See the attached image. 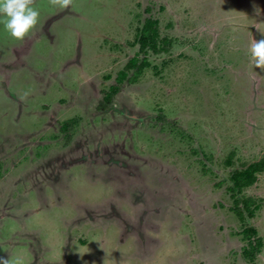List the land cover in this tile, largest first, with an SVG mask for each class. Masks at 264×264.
<instances>
[{
	"label": "rangeland",
	"instance_id": "rangeland-1",
	"mask_svg": "<svg viewBox=\"0 0 264 264\" xmlns=\"http://www.w3.org/2000/svg\"><path fill=\"white\" fill-rule=\"evenodd\" d=\"M33 7L22 40L0 24V257L264 264V168L241 191L259 204L252 216L238 217L228 191L232 170L264 161V69L248 51L264 36V0ZM148 19L159 50L147 46L124 80ZM246 226L262 239L252 263Z\"/></svg>",
	"mask_w": 264,
	"mask_h": 264
},
{
	"label": "trees",
	"instance_id": "trees-1",
	"mask_svg": "<svg viewBox=\"0 0 264 264\" xmlns=\"http://www.w3.org/2000/svg\"><path fill=\"white\" fill-rule=\"evenodd\" d=\"M156 21L152 19H148L145 21V23L137 29L140 34L137 35V38L132 42L139 43V52H136V56H133L130 58L127 63L125 64V70H122L120 72V76L123 78L127 75L128 71L135 69L136 75L141 73L142 67L145 65V61L147 60L146 57L139 63L140 60L138 58L139 53H145V49L148 46V48L153 49L154 51H158V43H157V30H156ZM120 46V45H117ZM139 64V67L136 66ZM136 66V67H135ZM138 71V72H137ZM122 78V79H123ZM121 79V77H120ZM125 80V78H124ZM122 80V81H124ZM118 88L114 87L112 90L109 91V93L106 96V101L111 99V94L115 93ZM161 118V117H160ZM69 126V123L66 122L62 125L61 129L63 131H66L67 127ZM226 163H232L231 157L226 159ZM264 162V161H263ZM262 161H253L251 163L246 164L244 167L235 168L231 171L228 185V191L230 193V196L234 200V211L238 215L239 218H243L245 214L248 216H252L255 212V209L258 208V203L256 201H253L251 204H248L247 199L241 200L240 195L241 191L245 189L247 186L253 185L256 180V173L259 172L264 168V164ZM240 199V200H239ZM245 218V217H244ZM242 238L247 241L242 246L243 256L244 259L248 263H252L254 259H256L258 252L261 248V238L258 236H255V229L253 226H246L242 231ZM253 238V239H252Z\"/></svg>",
	"mask_w": 264,
	"mask_h": 264
},
{
	"label": "clouds",
	"instance_id": "clouds-1",
	"mask_svg": "<svg viewBox=\"0 0 264 264\" xmlns=\"http://www.w3.org/2000/svg\"><path fill=\"white\" fill-rule=\"evenodd\" d=\"M49 4L59 9L69 8L73 0H48ZM35 0H0V24L14 39L22 40L36 26L39 19V9L33 7ZM257 11H260L257 9ZM250 61L257 68L264 69V36L253 38L249 48ZM0 264L9 261L0 257ZM15 264H20L16 261Z\"/></svg>",
	"mask_w": 264,
	"mask_h": 264
}]
</instances>
